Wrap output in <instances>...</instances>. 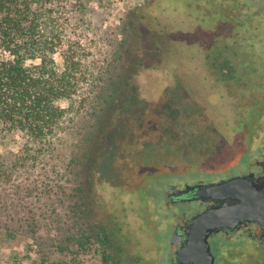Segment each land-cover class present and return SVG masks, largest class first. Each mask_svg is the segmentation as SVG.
Masks as SVG:
<instances>
[{
  "label": "rangeland",
  "instance_id": "1",
  "mask_svg": "<svg viewBox=\"0 0 264 264\" xmlns=\"http://www.w3.org/2000/svg\"><path fill=\"white\" fill-rule=\"evenodd\" d=\"M45 3L43 27L62 28L54 68L68 64L80 83L99 70L111 34L121 32L126 41L122 88L96 118L84 160V204L107 237L94 234L81 241L76 232L74 243L60 250L55 245L60 233L47 230L43 220L36 232L28 230L27 211H42L44 201L23 200L21 185L4 187L0 196L5 190L11 194L6 204L11 213L0 215V229L18 233L10 242L0 241V264H155L154 253L168 248L164 196L169 185L187 179L214 182L242 169L250 142L238 121L251 108L237 100L240 93L256 95V62H215L210 34L192 20L188 0ZM251 46L256 53V41ZM21 141L0 149L3 158H12Z\"/></svg>",
  "mask_w": 264,
  "mask_h": 264
},
{
  "label": "trees",
  "instance_id": "2",
  "mask_svg": "<svg viewBox=\"0 0 264 264\" xmlns=\"http://www.w3.org/2000/svg\"><path fill=\"white\" fill-rule=\"evenodd\" d=\"M46 1L0 0V149L22 140L9 160L0 153V189L21 185L23 200L44 201L42 211H27L28 230L36 232L43 220L47 230L60 233L55 245L64 250L74 243L76 232L81 241L94 234L107 237L84 204V160L96 118L122 88L126 41L121 32V37L111 34L103 43L99 70L80 83L64 66L65 58V68H54L62 28L43 27ZM36 60L38 64L29 63ZM17 177L22 179L13 181ZM5 193L0 215L11 213L6 207L11 194ZM0 230V241L17 238L16 229Z\"/></svg>",
  "mask_w": 264,
  "mask_h": 264
},
{
  "label": "flooded vegetation",
  "instance_id": "3",
  "mask_svg": "<svg viewBox=\"0 0 264 264\" xmlns=\"http://www.w3.org/2000/svg\"><path fill=\"white\" fill-rule=\"evenodd\" d=\"M188 2L189 13L194 23L202 26L210 34L209 43L215 62L230 60H249L251 64L256 62V95L245 96V93H240L237 100L238 103H243L244 107L251 108V111L241 114L238 121V126L244 128L242 135L248 137L250 147L248 155L242 158V169L227 178L250 173L260 177L264 174V63L262 64L264 58L261 56L264 49H261L257 42L264 26V0H188ZM249 33L253 34L247 36ZM255 41L256 53L251 46ZM207 183L210 182H192L187 179L182 183L169 185L164 196L166 220L170 228V235L166 239L168 248L163 252L154 253L155 264H183L174 260L177 251V247L172 244L174 235H179L184 240L186 223L203 211L208 204L195 197L196 189L187 190L182 194L178 192L186 190L188 186ZM103 218L108 224L109 216L104 214ZM109 228L112 226L109 225ZM159 239L162 240L161 237ZM211 242L214 243V249L211 247L215 257L214 264H264V231L256 222H244L234 230H220L210 237V246Z\"/></svg>",
  "mask_w": 264,
  "mask_h": 264
},
{
  "label": "water",
  "instance_id": "4",
  "mask_svg": "<svg viewBox=\"0 0 264 264\" xmlns=\"http://www.w3.org/2000/svg\"><path fill=\"white\" fill-rule=\"evenodd\" d=\"M208 206L186 223L185 239L174 235V260L183 264H214L210 237L220 230H234L244 222H256L264 231V174H245L217 182L188 186Z\"/></svg>",
  "mask_w": 264,
  "mask_h": 264
}]
</instances>
